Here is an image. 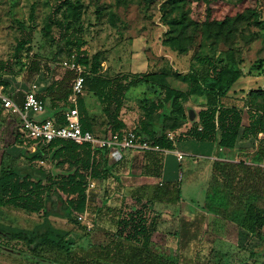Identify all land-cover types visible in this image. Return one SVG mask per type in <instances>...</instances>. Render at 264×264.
<instances>
[{
  "label": "rangeland",
  "instance_id": "1",
  "mask_svg": "<svg viewBox=\"0 0 264 264\" xmlns=\"http://www.w3.org/2000/svg\"><path fill=\"white\" fill-rule=\"evenodd\" d=\"M172 20L177 24L172 23L170 27L167 22ZM74 36L77 39L72 62L83 55L91 58L97 53L104 76L145 74L165 68L181 74L193 73L199 79L205 69L197 58H209L216 62L221 60L227 67L242 72V77L227 94V102L242 105L249 90L264 88V0H155L152 3L146 0H0V75L7 82V92L22 83L19 92L27 84L47 83L63 76L66 68L61 63L69 59L65 41ZM19 43L23 45L17 50ZM172 46L184 51H174ZM168 81L180 90L184 108L190 109L185 110L183 119V129H186L192 122L191 112L196 113L205 104V99L199 90H190L174 78ZM153 98L151 90L143 84L125 94L121 115L128 127H133L141 116L139 101ZM263 103L264 97L255 100L256 106ZM90 109L93 113L100 112L97 99L90 102ZM250 111L245 110V125L256 123L258 113ZM1 119L0 160L6 152L10 156L7 162L22 165L24 159L20 151L23 148L31 150L32 146L17 135L19 118L16 115L3 111ZM98 129L101 131L103 126ZM258 136V142L264 147V140H260L262 135ZM256 141L249 144L248 140L227 156L246 162L249 173L245 175L244 171L236 169L233 176L221 178L225 177L223 180L233 184L238 192L243 184L236 183L232 177L246 176L247 187L257 193L255 204L264 208V160H255ZM170 156V152L165 154L163 178L180 182L181 201H168V196L155 204L153 213L160 217L151 249L166 256L178 255L181 263L191 264L194 250L201 246L203 254H207L209 249L218 246L216 242L219 241L224 249L231 250L234 246V252L246 258L244 264H264V242L250 238L235 225L194 207L203 201L205 193L214 184L220 185L213 178V162L188 160L184 163L185 173L180 175L177 164L174 171H169ZM39 164L46 169L52 168L49 162ZM136 174V171L132 172L121 182L109 177L102 185L95 186L86 214L89 227L77 219L70 222L54 217L49 218L51 225L69 231L74 238L89 231V242L104 244L106 232L112 231L111 215L104 210L98 227H92L91 222L92 212L100 200L107 198V206L119 211L126 204L123 197L136 193L149 197L150 189L159 182L150 183L147 188L140 185L142 181ZM135 186L142 188L134 189ZM41 221L40 214L11 206L0 207V224L3 226L31 230ZM175 231H179V248L177 236L168 234ZM236 245L241 248H235ZM248 250L258 257H249ZM66 256L55 247L31 250L21 241L0 235V264H68ZM199 257L201 262L203 257ZM209 259L217 261L213 253ZM229 264L236 263L231 261Z\"/></svg>",
  "mask_w": 264,
  "mask_h": 264
},
{
  "label": "trees",
  "instance_id": "2",
  "mask_svg": "<svg viewBox=\"0 0 264 264\" xmlns=\"http://www.w3.org/2000/svg\"><path fill=\"white\" fill-rule=\"evenodd\" d=\"M153 1L155 0H146L147 3ZM172 23L177 24V21L172 20L167 22V25L172 27ZM76 39L74 36L65 41L68 47V62H72ZM22 45L19 43L17 50H20ZM172 49L184 51L177 46H172ZM197 61L205 69V73L199 79L193 73L181 74L165 68L158 72L110 77L101 74V62L97 53L91 58L85 55L79 57L75 63L83 70L82 91L97 99L101 105L102 120L98 123L97 117L89 116L79 94L75 107L82 131H89L96 136L93 128L101 125L103 129L99 131L97 138L105 139L115 134L122 137L124 132L119 131L125 125L119 119V115L125 94L130 88L143 84L151 90L154 98L139 101L141 116L130 130L135 134L138 143L145 142L152 148L172 151L175 148L174 141L182 138L212 142L218 149H234L238 140H249V144L253 143L258 139L259 133L262 135L260 140H264V103L255 105L257 98L264 97V88L249 90L240 106L224 101L229 99L227 93L233 84L242 77L241 70L229 68L221 60L216 62L209 58H197ZM75 77L74 71L66 69L63 76L50 80L43 94L37 95L43 103H47L50 110L55 111L50 118L57 124H64V113L74 107L69 96ZM169 78L186 84L190 90H199L205 98L204 106L196 114L197 120L193 121L183 134L171 139L167 133L181 127L185 113L181 93L170 85ZM0 85L3 92L8 94L7 82L1 75ZM17 95L22 94L9 96L13 99ZM244 106L258 113L255 124L242 126ZM1 113L0 105V125ZM17 135L20 136L18 133ZM26 140L34 149L23 148L20 151L24 159L22 165L7 162L10 156L6 152L1 155L0 207L11 206L40 214L42 221L31 230L0 224V235L8 240L21 241L31 250L42 247L60 249L67 255L68 264H184L178 255L166 256L150 247L160 217V214L153 213V208L156 203H161L162 199L168 196V201L175 202L178 199L181 201L179 181L157 184L150 189L149 197L139 193L123 197L126 204L119 211L107 206V198L101 199L92 212V227H98L100 215L106 210V213L111 215L109 217L112 231L106 232L107 241L104 244H94L89 242V231L74 238L69 231L54 228L49 217L76 221L79 214L88 213L87 203L89 192L92 190L87 188L88 183L93 182L100 186L109 177L117 180L112 174L113 165L108 163V149L92 147L89 143L76 144L69 140H53L47 144ZM255 156V160H264V147L260 143ZM42 162H49L52 168H44L39 164ZM161 168V157L144 156L139 175L160 177ZM236 169L244 171L245 175L249 173L248 166L242 161L235 165L213 162V178L218 180L220 185L214 184L211 190L205 193L203 201L194 207L202 213L220 217L244 231L248 237L264 242V208L255 204L257 193L247 187L246 176L232 177L236 183L243 184L238 192L233 184L223 180L226 175L233 176ZM224 175L225 177L221 178ZM145 187L149 188L148 185ZM168 234L177 236L179 248V231ZM216 243L218 246L209 249L207 254H203L204 248L201 249V246L194 250L190 259L191 264H229L231 261L236 264L246 263V258L234 252V246L227 250L221 247V242ZM235 248L241 247L236 245ZM212 253L217 258L216 262L209 259ZM247 253L251 258L258 257L253 251L248 250ZM199 255L203 257L201 262Z\"/></svg>",
  "mask_w": 264,
  "mask_h": 264
},
{
  "label": "crops",
  "instance_id": "3",
  "mask_svg": "<svg viewBox=\"0 0 264 264\" xmlns=\"http://www.w3.org/2000/svg\"><path fill=\"white\" fill-rule=\"evenodd\" d=\"M50 81H48L47 83L44 82V83H35L37 88H36V93L37 95H41L43 94L45 88L48 86ZM180 82V81H179ZM237 82V81H236ZM235 82V83H236ZM234 83V84H235ZM22 84H19L18 88H12V90L8 93L9 95L10 94H17V93H20L22 95H17V96H14L13 98V101L17 104H21L22 103V99H23V92L25 91L24 89H27L28 85H25V87H23L24 89L21 90V92L18 91L19 87L22 88ZM233 84V85H234ZM132 88H136V87H132ZM130 88V89H132ZM174 88V87H173ZM129 89V90H130ZM176 89V88H175ZM128 90V91H129ZM127 91V92H128ZM178 92H180V90L177 89ZM232 91V90H229L228 93ZM126 92V93H127ZM227 93V94H228ZM81 96L83 98V101H84V104L86 106V109L88 111V114L90 117H97V121L98 123L101 122L102 120L100 119V112L99 113H96V112H91V109H90V102L93 100V99H96L94 96H92L91 94H87L86 92L82 91L81 93ZM92 97V98H91ZM204 97V96H203ZM205 99V98H204ZM224 101H227V100H224ZM204 106V105H203ZM201 106L200 109L203 107ZM240 106V105H239ZM44 113L41 114V115H36V116H40L41 119H37V120H42V119H45V118H50L53 113L55 111L53 110H50L48 107H47V103L45 102L44 103ZM184 108V106H183ZM122 109H123V106H122ZM121 109V111H122ZM199 109V110H200ZM185 110L187 111H190L189 108L186 109V107L184 108V113H185ZM198 110V111H199ZM245 110L247 111H250L248 110L247 107H243V113H242V121H241V124L242 126H247L243 123V116H244V113H245ZM121 111H120V115H119V119L124 123V128H122L119 132H124L123 133V136L124 134L131 130L133 127H128L127 123L123 120L122 118V115H121ZM186 111V113H187ZM197 111V112H198ZM197 112H191L192 113V117H191V120L192 122L193 121H196L197 120ZM251 112V111H250ZM34 119H36L35 117H33ZM101 120V121H100ZM138 121V120H137ZM191 122V123H192ZM191 124H189V126L186 128V129H183V127L185 126L184 122L182 123L181 127L179 129H177L176 131H170L167 133V136L169 139L173 138V137H178L181 133L183 134L189 127H190ZM99 125H96L94 126V133L95 135L97 136L99 134V129H98ZM258 135H261V133H259ZM171 138H170V137ZM259 138V136H257ZM108 138V137H107ZM105 138V139H107ZM99 139H104L102 137H99ZM119 139L121 140L122 137H119ZM256 141V140H255ZM254 141V142H255ZM247 141L245 140H238L237 142V145L234 149H218L214 143L212 142H198V141H195L193 139H176L174 141V150L172 151H167V150H159L157 147H150L148 146V148L146 149H140V148H126V149H122L120 148L119 146H113L111 148H107L108 149V153H107V159H108V163L110 165H113V169H112V174L117 178L118 181L121 182V180L125 177H129V175L136 171V175H137V178L142 181V186H146V183L147 185H150V183H157L158 181V184L159 183H173V182H176V181H165L164 178H163V169H164V163H165V154L170 152V157L172 158L171 159V162H170V167H169V171L170 170H173L175 169V166L177 164V171L180 173V175H182V173H185V166H184V163L185 162H188V160H191L193 162L197 161L198 160H201V159H207L211 162H215V161H218V162H233V163H239L240 161H236L235 159H231L229 157H227L228 155H231L233 154V152L235 153L237 148L239 147H243L241 145H244L246 144ZM257 143H259L258 141H256ZM147 144V143H146ZM34 148L32 147V150ZM177 154H181L182 155V159L178 160L177 158ZM144 156H147V157H152V158H155L156 156L158 157H161V160H162V168H161V175L160 177H145V176H140L139 175V172H140V166H141V162L143 160V157ZM184 157H186V159L184 160ZM174 160V161H173ZM141 161V162H140ZM244 164H247L246 162H244ZM126 165V166H125ZM125 166V169H122L124 168ZM121 168V169H120ZM172 171V172H173ZM171 174V173H170ZM123 175H126V176H123ZM170 177H172V175H170ZM156 181V182H155ZM123 184V183H122ZM145 184V185H144ZM97 184H94V187L92 188V190H90L89 192V200H88V203H87V208H88V211H89V203H90V199H91V194L94 193V190H95V186ZM98 186V185H97ZM136 187V188H135ZM134 189H139V188H142L141 186H135ZM133 194V193H132ZM205 214V213H204ZM208 215H211V214H208ZM214 216V215H213ZM217 217V216H216ZM50 218V217H49ZM56 218V217H54ZM229 223V222H228Z\"/></svg>",
  "mask_w": 264,
  "mask_h": 264
},
{
  "label": "built area",
  "instance_id": "4",
  "mask_svg": "<svg viewBox=\"0 0 264 264\" xmlns=\"http://www.w3.org/2000/svg\"><path fill=\"white\" fill-rule=\"evenodd\" d=\"M61 65L76 73V77L71 86V95L69 96V100L74 107L64 113V124H57L51 118L42 120L33 118L36 115L43 114L45 111L43 101L37 96V86L35 83H31L23 92V99L20 105L15 103L9 94L4 93L3 87L0 85V105L2 112H10L19 118L16 130L20 136L41 144H47L53 140H69L76 144L89 143L92 147L97 148H111L113 146H119L122 149L135 147L140 149L148 148L145 142L138 143L135 134L130 130L122 136L121 140L117 134L111 135L107 139H99L89 131H82L75 104L77 96L82 93L83 70L75 62L64 61ZM177 158L178 160L182 159V155L177 154ZM93 187L94 183L89 182L87 188L90 190ZM77 220L85 222L88 227L90 226V222L86 220L85 214H79Z\"/></svg>",
  "mask_w": 264,
  "mask_h": 264
}]
</instances>
